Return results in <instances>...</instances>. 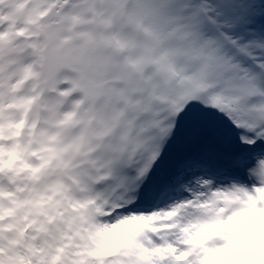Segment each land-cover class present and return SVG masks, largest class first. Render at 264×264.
<instances>
[{
  "label": "rangeland",
  "instance_id": "374dc122",
  "mask_svg": "<svg viewBox=\"0 0 264 264\" xmlns=\"http://www.w3.org/2000/svg\"><path fill=\"white\" fill-rule=\"evenodd\" d=\"M263 149L264 0H0V264H264Z\"/></svg>",
  "mask_w": 264,
  "mask_h": 264
},
{
  "label": "trees",
  "instance_id": "16d2710c",
  "mask_svg": "<svg viewBox=\"0 0 264 264\" xmlns=\"http://www.w3.org/2000/svg\"><path fill=\"white\" fill-rule=\"evenodd\" d=\"M24 248L26 249L25 254L28 256L31 264H42V259L40 258V256L37 255V256L33 257L27 243L25 244Z\"/></svg>",
  "mask_w": 264,
  "mask_h": 264
},
{
  "label": "water",
  "instance_id": "95a60500",
  "mask_svg": "<svg viewBox=\"0 0 264 264\" xmlns=\"http://www.w3.org/2000/svg\"><path fill=\"white\" fill-rule=\"evenodd\" d=\"M73 28H74L75 30L78 29V28H79V24H77V23L74 24V25H73ZM79 40H80L79 36H78L77 34H75L74 37H73V41H74V42H78ZM75 91H80V92H81V87H80V88H76Z\"/></svg>",
  "mask_w": 264,
  "mask_h": 264
},
{
  "label": "bare ground",
  "instance_id": "6f19581e",
  "mask_svg": "<svg viewBox=\"0 0 264 264\" xmlns=\"http://www.w3.org/2000/svg\"><path fill=\"white\" fill-rule=\"evenodd\" d=\"M201 137V136H200ZM208 158H204V160H206V161H211V159L209 158L208 160H207ZM211 165H212V163H211ZM222 166V165H221ZM208 170H211V171H213L212 169H208ZM214 172V171H213ZM246 180V179H245Z\"/></svg>",
  "mask_w": 264,
  "mask_h": 264
},
{
  "label": "flooded vegetation",
  "instance_id": "af4514ba",
  "mask_svg": "<svg viewBox=\"0 0 264 264\" xmlns=\"http://www.w3.org/2000/svg\"><path fill=\"white\" fill-rule=\"evenodd\" d=\"M72 53H73V51H72ZM67 84V83H66Z\"/></svg>",
  "mask_w": 264,
  "mask_h": 264
}]
</instances>
